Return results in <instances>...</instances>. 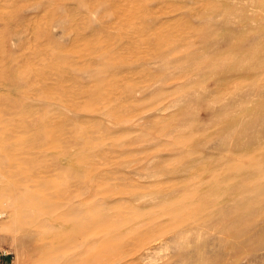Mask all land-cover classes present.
<instances>
[{
  "label": "rangeland",
  "instance_id": "374dc122",
  "mask_svg": "<svg viewBox=\"0 0 264 264\" xmlns=\"http://www.w3.org/2000/svg\"><path fill=\"white\" fill-rule=\"evenodd\" d=\"M7 1H0V106L20 103L18 110H25L26 119L30 111L44 109L40 103L24 106L26 93L52 94L53 100L45 105L59 122L55 133L68 153L59 162L50 152L29 149L27 141H18V154L23 152L20 160L18 156L22 166L15 167L18 181L24 186L28 168L31 175L43 169L55 177L57 187L50 186L47 192L57 194L58 201L69 200L71 207L82 198L79 208L66 211L70 225L58 230L63 241L84 230L82 263L264 264V191L256 196L255 208L245 206L238 232L248 243L236 246L231 255L227 247L236 245V236L228 229L217 234L226 244L200 250L204 259H197L195 248L185 245L199 229H189L184 239L174 235L199 214L196 200L191 199L194 184L182 183L177 178L180 171L175 175L172 170L190 162L183 154L198 152L197 145L210 140L215 124L228 119H223L219 104L216 110L208 108L212 97L206 94L218 86L215 80L195 79L213 55H195L203 47V37L210 36L201 29L218 22L211 14L192 13L198 12L197 3L215 0ZM16 71L19 85L10 89L4 81ZM28 120L27 129L20 127L19 133H28L31 116ZM29 127L32 136L36 131ZM36 134L32 140L41 142ZM215 142L214 138L206 142L205 151H212ZM2 143L0 137V250L6 254L5 264H37L53 247L46 238L34 242L38 233L21 224L19 211L17 215L8 203L5 189L14 177L6 171ZM258 151L260 157L249 161L258 166L256 176L263 186L264 148ZM20 183L18 189L23 190ZM180 207L182 216L176 217ZM202 215L211 223L226 216L213 210ZM184 220L191 222L182 226ZM88 229L96 235H86L91 233ZM248 233H253L250 239ZM52 254L54 259L62 257L61 250Z\"/></svg>",
  "mask_w": 264,
  "mask_h": 264
},
{
  "label": "bare ground",
  "instance_id": "6f19581e",
  "mask_svg": "<svg viewBox=\"0 0 264 264\" xmlns=\"http://www.w3.org/2000/svg\"><path fill=\"white\" fill-rule=\"evenodd\" d=\"M8 1L10 2V0ZM12 1L13 3H18V0ZM159 2L157 7L160 8ZM194 8L198 12L192 13V16L200 17L202 14L208 13L211 14L212 18L216 17L218 22V24L216 23L201 29L208 30L210 36L203 37V47L200 50L197 49L195 55L196 57L210 53L213 55L207 61L205 69L203 68L204 71L198 74L195 79L211 78L215 80L218 86L212 92L206 94L212 97L208 108L216 110V106L219 104L223 119L228 118L224 122L219 123V126L215 124V127L210 132V140L216 139L215 144L211 147L212 151H205L208 149L206 142L210 140L201 142L197 145L201 148L198 152L183 154L185 158H191L190 162L182 163L179 167L172 170L174 174L175 171H180L181 175L177 178H180L182 183L189 184L187 182L189 180L191 184H194V192L191 195V199L196 200L195 202L198 205L195 207V213L199 214L192 221L193 223L190 220H184L181 225L183 226L191 222L190 226L174 235H178L179 239H184L185 233H188L189 229H199L197 235L191 240L185 241V245L195 248L197 251L196 255H198L196 256L197 259H204L205 257L200 253L201 249L219 242L226 244L221 238L217 237L218 232L222 230L228 229L236 236V245L233 244V246L227 247L228 254L231 255L236 246L240 248L241 245H247L248 242L244 243V238L242 240L238 232L244 219L245 206L255 208L257 203L256 196L264 191V185L259 186L261 180L256 176V168L258 166L256 167L255 164H251L249 161L251 158L260 157L261 152L258 151V147L264 148V0H215V2L211 3H197ZM148 24L150 23L148 22ZM223 40L226 42L223 43ZM196 57L192 56V59L195 60ZM12 64H14L15 68V59H12ZM18 78V71H16L13 78L6 79L4 84L9 86L10 89L17 88L19 85ZM31 85L34 86L33 83ZM23 94L25 95V93ZM26 95V105L24 106L30 107L33 104L40 103L44 108L39 112L35 110L31 112V109L27 108L31 113V120L33 121V118H35L33 123L31 121L30 124L37 133H34V135L36 134L42 139L41 142L38 140L39 143H37L38 141L35 143L32 140L33 138L31 137L34 135L30 136L28 134L32 133L29 132L31 130L29 126L31 125L28 126L29 131H26L28 133L18 132L24 126L27 129L25 123L27 121L29 123L28 119L30 118V116H26L27 118L25 119L26 113L24 114L23 112L25 110H20L23 114L19 112L18 109L21 107L19 102V107L18 104L11 105L8 108L0 106V137L3 140L4 162L6 171L10 175L9 177H14L10 179L11 183L5 189V194L9 197L8 203L14 207L17 215L19 211L21 224L26 228L34 229L38 233L37 237H34V242L46 238L50 240V245L53 247L52 253L59 250L62 252L60 259H54L52 253L45 251L44 258H41L37 264H83L84 230L78 229L76 238L67 237L64 241L58 233L60 228L70 225L69 214L66 216V211L71 207L74 210L76 207L79 208L84 202L82 198L76 199V202L71 207H69L71 203L69 200L65 203L58 201L55 198L57 194L47 192L48 187L55 185L53 187L55 188L57 186L53 174V177H51L49 171L45 169V171L42 169L41 172L37 169L40 173L34 171L37 174L31 175L28 173V168L25 170L28 178L25 177V173H20L21 176L24 174L26 180L24 181V186L18 181V173L15 167L20 163V155L23 153L21 151L19 155L18 147H15L18 145V141H27L29 149H36L35 151L39 150V152H50L59 162L64 159V156L67 158L68 154L66 153L67 148L65 149L64 146L60 147L62 137L59 136L61 137L59 140V137L57 138V134L55 133L57 128L60 127L56 126V121V123L54 122L56 116L54 117L53 111L51 112L49 106L45 105L50 100H53L51 98L52 94L43 91L34 94L26 93ZM53 98L55 99V97ZM250 102L253 103L251 107L248 106ZM29 111L26 112L29 114ZM257 126L260 127V132L251 131L252 128ZM20 127L22 128L20 129ZM61 148L66 151L64 152ZM205 162H210V167L203 168ZM21 163L20 167L22 166ZM201 175H206L207 179L200 180L199 177ZM30 180L33 181V184H28ZM21 182L23 183V181ZM18 183L23 187V190L18 189ZM10 190H12L11 193H9ZM183 209L182 207L177 209L176 212L178 213L176 214L175 212V216L177 217L178 214L182 216ZM210 210L226 216L216 223H211L209 216L202 215L203 212ZM15 219L18 220V216ZM175 219L177 220L178 218ZM220 222H225L227 225L221 228ZM90 229L92 230L93 227L91 226ZM90 229L88 230L91 231ZM85 231L88 232L87 230ZM93 234L91 231V233H87L86 235L91 237ZM94 235H96V232ZM252 235L253 233H248L247 237L250 239ZM89 236L85 237L86 241ZM68 241L73 242L67 244ZM95 242L93 241L94 244H97ZM93 243L89 245L92 246ZM63 246H65L64 250H62ZM96 250L95 247L92 249V251ZM92 251L91 254L89 253L91 256L87 255L92 257ZM93 254H95L94 258L98 256L96 252ZM42 255L43 251L40 252L39 258Z\"/></svg>",
  "mask_w": 264,
  "mask_h": 264
},
{
  "label": "crops",
  "instance_id": "0c3cea01",
  "mask_svg": "<svg viewBox=\"0 0 264 264\" xmlns=\"http://www.w3.org/2000/svg\"><path fill=\"white\" fill-rule=\"evenodd\" d=\"M5 252L0 250V264H5L6 256Z\"/></svg>",
  "mask_w": 264,
  "mask_h": 264
}]
</instances>
